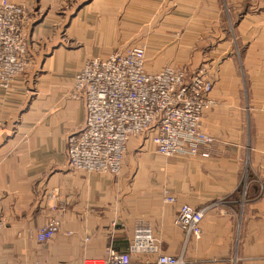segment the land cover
I'll use <instances>...</instances> for the list:
<instances>
[{
    "label": "crops",
    "instance_id": "obj_1",
    "mask_svg": "<svg viewBox=\"0 0 264 264\" xmlns=\"http://www.w3.org/2000/svg\"><path fill=\"white\" fill-rule=\"evenodd\" d=\"M10 1L31 15L30 64L0 85V216L10 219L0 264H82L105 256L110 240L126 252L139 220L161 253L178 255L183 205L205 211L188 264H264V0ZM140 45L148 73L207 68L214 104L202 129L212 156L167 157L144 134L129 140L121 174L72 168L67 139L87 117L71 93L77 74L92 57ZM42 216L59 227L47 241Z\"/></svg>",
    "mask_w": 264,
    "mask_h": 264
},
{
    "label": "built area",
    "instance_id": "obj_2",
    "mask_svg": "<svg viewBox=\"0 0 264 264\" xmlns=\"http://www.w3.org/2000/svg\"><path fill=\"white\" fill-rule=\"evenodd\" d=\"M30 19L25 5L0 0V85L8 87L27 71ZM146 48L140 45L117 50L108 58L92 57L77 74L71 93L84 100L87 117L84 127L67 139L72 168L121 174L129 140L144 134L157 153L167 157L180 153L212 156L214 138L202 129L203 113L214 104V82L207 68L190 73L168 65L158 73H148ZM166 200L175 202L176 198L168 196ZM204 217V210L179 207L174 221L184 229L185 240L178 255L161 253L152 225L139 220L128 251H119L110 240L105 256L85 257L82 264H132L138 255L146 256L147 264H188L185 250L201 237ZM9 222L7 215H1L0 229ZM58 229L49 216L40 218L43 240L52 239Z\"/></svg>",
    "mask_w": 264,
    "mask_h": 264
}]
</instances>
